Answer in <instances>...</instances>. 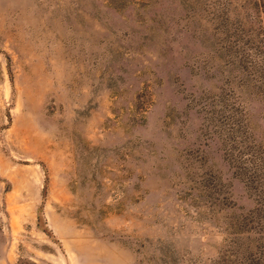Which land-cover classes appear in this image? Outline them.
Instances as JSON below:
<instances>
[{"label":"rangeland","instance_id":"rangeland-1","mask_svg":"<svg viewBox=\"0 0 264 264\" xmlns=\"http://www.w3.org/2000/svg\"><path fill=\"white\" fill-rule=\"evenodd\" d=\"M263 17L0 0V264H264Z\"/></svg>","mask_w":264,"mask_h":264},{"label":"trees","instance_id":"trees-1","mask_svg":"<svg viewBox=\"0 0 264 264\" xmlns=\"http://www.w3.org/2000/svg\"><path fill=\"white\" fill-rule=\"evenodd\" d=\"M264 23V17L262 18ZM246 131V127L244 129ZM243 146L240 149V162L237 165L238 173L246 177V181L252 184V187L257 188V195L264 199V178H261L262 170L264 169V147L260 144H255L253 148L246 142L247 135L243 136ZM264 173V170H263ZM263 179V180H262Z\"/></svg>","mask_w":264,"mask_h":264}]
</instances>
